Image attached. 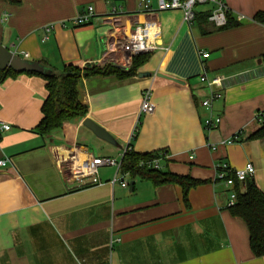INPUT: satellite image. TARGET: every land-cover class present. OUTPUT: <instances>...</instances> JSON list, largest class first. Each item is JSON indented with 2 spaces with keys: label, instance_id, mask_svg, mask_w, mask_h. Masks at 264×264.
Masks as SVG:
<instances>
[{
  "label": "crops",
  "instance_id": "crops-1",
  "mask_svg": "<svg viewBox=\"0 0 264 264\" xmlns=\"http://www.w3.org/2000/svg\"><path fill=\"white\" fill-rule=\"evenodd\" d=\"M145 1L152 11L142 10ZM223 1L235 19L244 16L239 24L215 28L201 16L185 23L180 9L157 11L158 0H0V43L57 71L70 61L124 64L116 46L124 33L151 20L161 28L159 48L139 68L150 76H93L79 83L86 117L119 147L105 143L84 119L42 136L35 129L46 80L21 73L0 82V121L11 125L0 133V264H264V255L251 249L246 222L229 209L231 188L215 179L219 162L233 169L252 163L249 178L264 192V138L246 139L261 126L256 116L264 111V25L253 20L264 0ZM88 5L95 12L91 25L76 27L74 19ZM211 8L199 5L196 13ZM202 75L220 78L221 85H208ZM148 88L153 110L143 113ZM218 92L207 109L203 101ZM210 115L221 118L217 127L205 124ZM238 133L243 140L222 143ZM129 143L137 153L166 152L162 170L203 181L189 190L188 204L179 184L155 186L127 174L128 187L113 185L116 169L108 166L99 169L101 183L83 185L59 164L62 152L86 147L119 157Z\"/></svg>",
  "mask_w": 264,
  "mask_h": 264
},
{
  "label": "trees",
  "instance_id": "trees-1",
  "mask_svg": "<svg viewBox=\"0 0 264 264\" xmlns=\"http://www.w3.org/2000/svg\"><path fill=\"white\" fill-rule=\"evenodd\" d=\"M209 12L197 14L196 18L201 16L205 22L210 23L215 28H226L239 24L231 14H229L228 24L223 27H216L208 20ZM257 23L264 25V11H259L253 17ZM90 23L76 27H88ZM151 53L139 54L132 58L130 65H121L114 62H105L102 64L88 63L84 67L75 61L65 62L62 70H55L46 62L41 63L52 69V73L44 75L33 71L19 72L14 69H0V82L8 77H16L21 73L29 75L42 76L46 80L47 97L42 106L43 117L35 129L42 136H49L53 131L61 128L65 122L72 119L86 118L89 109L83 102L79 94V83L84 78L93 76H115L118 79H126L139 74V68L150 59ZM264 64V55L262 56ZM264 66V65H263ZM261 126L246 139L264 138V115ZM133 135V138L135 137ZM241 134L233 136L235 141ZM236 137V138H235ZM131 143H129V146ZM166 152L155 151L151 153H137L128 148L122 160L121 171L127 173L133 179L141 177L151 181L155 186L174 183L179 184L184 193V201L188 204V192L203 181L193 179L189 176H180L158 168L149 167L147 162L150 159H162L166 157ZM234 189L237 197L233 205L229 206L234 216L241 217L247 224L250 235V246L256 256L264 255V192L256 185L253 179L248 178L244 182L235 180Z\"/></svg>",
  "mask_w": 264,
  "mask_h": 264
},
{
  "label": "built area",
  "instance_id": "built-area-1",
  "mask_svg": "<svg viewBox=\"0 0 264 264\" xmlns=\"http://www.w3.org/2000/svg\"><path fill=\"white\" fill-rule=\"evenodd\" d=\"M211 4L212 8L209 11L208 20L216 27H223L228 24L230 9L223 0H158L157 11L169 10V9H180L183 14V21L185 23H193L196 19V7L199 5ZM141 8L144 11H152L150 1H145L141 4ZM94 7L88 5L84 11H82L75 19L74 25H84L90 22L94 16ZM7 14L3 15V19H6ZM237 21L244 19L243 15L236 17ZM64 26V23H61ZM56 24L47 25L45 30L49 33L55 27ZM161 34V28L157 21L151 20L138 24L133 28H130L119 41L116 43L118 52H120V60L124 62L121 65H130L132 58L139 54L151 53L159 48L157 43L158 38ZM25 57H28L27 52H22ZM202 57L207 58L209 53H201ZM119 61V59H116ZM118 64V63H117ZM202 81H206L208 85H221L220 78L208 80L206 75H202ZM221 94L212 93L207 99L203 101V105L211 110L212 102L214 99L220 97ZM153 110L152 103V90L150 88L145 89L142 94V105L141 112L149 113ZM264 111L257 113V120L260 124L263 122ZM221 121L219 117H213L210 115L205 124L210 127H217ZM11 130L10 123L0 121V133ZM236 138V137H235ZM234 138L231 137L228 140L222 141V143H233ZM127 147L119 157L111 156H98L89 152L86 147H80L75 152H70L69 155L59 153V164L62 167V171L69 174V176L83 185L85 184H99L101 183L99 177V169L101 167H114L116 169L114 176L110 180L111 184L117 182L123 187H128L129 182L124 179L127 173L121 171L122 160L125 152L128 150ZM216 146L213 147L215 149ZM131 149V148H130ZM167 155V154H166ZM5 165V160H0V166ZM149 167L161 169L159 159H150L147 162ZM255 173V167L252 163H248L245 168L233 169L229 164L225 162H219L216 165L215 179L223 182L227 187L231 188L229 206L233 205L236 201V191L234 189L235 180L244 182Z\"/></svg>",
  "mask_w": 264,
  "mask_h": 264
},
{
  "label": "water",
  "instance_id": "water-1",
  "mask_svg": "<svg viewBox=\"0 0 264 264\" xmlns=\"http://www.w3.org/2000/svg\"><path fill=\"white\" fill-rule=\"evenodd\" d=\"M14 69L19 72H29L33 71L36 73L49 75L52 73V69L49 67H46L41 62L36 60H28L25 58H22L20 55L13 54L12 51H10L7 47H5L2 43H0V69L6 70V69ZM151 73L149 72H139V76H150ZM160 77L170 78L178 83H183L182 80L172 78L165 76L161 73L158 74ZM83 124L88 127L90 130H92L95 135H97L99 138L107 141L108 143L120 146L118 141L115 139L111 133H109L105 128L100 126L99 124L95 123L91 118L86 117L83 120ZM133 181L130 182V190L132 189Z\"/></svg>",
  "mask_w": 264,
  "mask_h": 264
},
{
  "label": "rangeland",
  "instance_id": "rangeland-1",
  "mask_svg": "<svg viewBox=\"0 0 264 264\" xmlns=\"http://www.w3.org/2000/svg\"><path fill=\"white\" fill-rule=\"evenodd\" d=\"M204 5H208V4H204ZM95 64H97V63H95ZM105 141V140H104ZM105 143H108L107 141H105ZM110 144V143H109ZM109 144H106V145H109ZM91 146V145H90ZM92 148L94 149H97V150H99L100 152H102V153H104L105 152V149H104V147L103 146H99V145H97V144H94V146H92Z\"/></svg>",
  "mask_w": 264,
  "mask_h": 264
}]
</instances>
